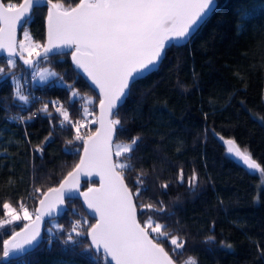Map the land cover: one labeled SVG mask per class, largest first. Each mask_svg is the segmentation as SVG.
Masks as SVG:
<instances>
[{
	"label": "trees",
	"instance_id": "trees-1",
	"mask_svg": "<svg viewBox=\"0 0 264 264\" xmlns=\"http://www.w3.org/2000/svg\"><path fill=\"white\" fill-rule=\"evenodd\" d=\"M51 1L68 9L80 2ZM34 9L20 32L27 27L43 45L48 8ZM165 55L160 68L133 82L115 112L123 130L114 144L140 138L125 154L133 167L124 171V181L133 192L141 187L135 203L164 208H138V221L151 217L185 241L174 253V246L160 238L177 264H186L189 256L198 264H264V0H217L189 41L172 42ZM7 57L0 56V219L4 203L15 210L22 203L34 213L42 193L72 170L84 146L74 139L72 124L79 120L80 134L92 135L100 101L66 53L37 59L58 73L39 83L19 55L11 57L12 67ZM17 73L27 102L16 97L10 76ZM45 104L47 113L40 111ZM61 107L72 124L63 121ZM227 139L247 149L261 169L250 173L239 166L228 153ZM193 173L197 179L190 187ZM96 184L93 179L82 183L83 188ZM66 207L63 216L45 221L43 241L25 255L3 258L2 250L3 241L28 221L0 228V264H109L89 247L87 236L71 233L79 243L65 242L72 223L94 222L77 198L67 199Z\"/></svg>",
	"mask_w": 264,
	"mask_h": 264
},
{
	"label": "snow or ice",
	"instance_id": "snow-or-ice-1",
	"mask_svg": "<svg viewBox=\"0 0 264 264\" xmlns=\"http://www.w3.org/2000/svg\"><path fill=\"white\" fill-rule=\"evenodd\" d=\"M40 2L23 0V3L9 2L7 5L0 2V50L6 51L9 57L19 55L23 64L32 68L35 64L33 57L47 59L54 49H73V64L100 90V128L95 135L84 138L79 132L81 122L78 120L72 124L68 111L62 107L57 109L63 121L76 129L74 139L83 140V156L60 181L59 187H49L42 193L44 198L40 199V207L34 213L22 203L19 212L9 203L3 204L7 219H0V228L20 219L32 220L33 215L35 219L3 241L2 257L23 255L28 249L38 247L41 243L40 221L56 213L66 197L72 199L73 193L79 192L84 204L94 213L95 223L88 224L87 220L72 223L66 243H79L71 233L76 237L87 236L91 240L89 247L97 252L102 250L103 256L110 257L113 264H174L160 238H166L174 246V253L184 247L185 241L165 231V226L151 217L144 223L138 221V208L158 211L164 208L162 205L159 209L153 204L137 205L135 200L141 194V187L133 192L125 184L124 171L133 167L131 157L125 154L134 151L140 138L133 137L123 146L116 144L113 147L114 135L123 130L114 110L129 94L130 83L152 70L170 42L186 39L199 26L214 0H80L71 10L47 0V43L33 42L25 31V38L17 48V27L28 22L32 8ZM7 63L9 67L14 64L11 59ZM3 72L4 69L0 68V73ZM56 76L58 73L47 68L38 69L33 74L34 79L38 77L41 81ZM68 88L72 96L78 95L71 84ZM18 98L28 101L27 96L19 93ZM47 110V104L40 109L45 113ZM84 112L87 113L88 109L85 108ZM68 143L71 144L72 140ZM225 143L230 146L228 151L234 152L249 169L260 170V165L247 149L242 151L231 139ZM93 173L99 176L100 186L81 192L78 187L80 175ZM196 179L193 173L189 179L190 187H195ZM137 183L142 185L143 181L138 179ZM84 225L87 228L82 231ZM56 227L57 231H64L61 226ZM186 264L198 262L189 256Z\"/></svg>",
	"mask_w": 264,
	"mask_h": 264
},
{
	"label": "water",
	"instance_id": "water-1",
	"mask_svg": "<svg viewBox=\"0 0 264 264\" xmlns=\"http://www.w3.org/2000/svg\"><path fill=\"white\" fill-rule=\"evenodd\" d=\"M0 2H3L2 0H0ZM52 2V1H51ZM216 2H217V0H214V3H213V5L211 6V9H210V11L207 13V15L204 17V19L200 22V24H199V26L197 27V28H195L192 32H191V34L186 38V39H184V40H180V41H176L175 43L177 44V43H179V44H181V45H184L186 42H188L189 41V39L196 33V31H197V29L200 27V26H202V24H204V22H205V20L207 19V17L211 14V13H213L214 12V8H215V6H216ZM20 3H23V1L22 2H20ZM53 3V2H52ZM79 4V3H78ZM6 5V4H5ZM40 5H42V6H46L47 8L49 7V5H48V2H47V0H41V2H40V4H38V5H35L33 8H32V10H31V13L35 10L34 8L36 7V6H40ZM77 6V5H76ZM75 6V7H76ZM75 7H72V8H75ZM72 8H70V9H67V10H71ZM31 13H30V15H31ZM47 15H48V10L46 11V21H45V29H46V32H45V42L43 43V44H46L47 43ZM25 24V23H24ZM24 24H22V26L21 25H18V27H17V31H16V41H17V43L19 42L18 41V34H19V32H20V28L21 27H23L24 26ZM172 42H170L166 47H168L170 44H171ZM174 43V42H173ZM72 50L73 49H71V48H61V49H54L51 53H49L48 54V56H50V55H53V54H55V55H58V54H64V53H66V54H68L69 56H70V59L72 60V58H71V53H72ZM165 50H166V48H165ZM165 50H164V54H163V56H162V58L160 59V61L152 68V70L150 71V72H146L143 76H138L134 81H136V80H139V79H144V77L145 76H147L148 74H152V73H154V71H156L158 68H160V66H161V64H162V62H163V60H164V57L166 56L165 55ZM39 51H41V53L43 52V48H41ZM8 56V53L6 52V51H3V50H0V56ZM13 57H15V56H13ZM38 58H43V57H33V59L35 60V64L37 63V59ZM23 62V61H22ZM72 64H73V62H72ZM73 66L75 67V65L73 64ZM24 67L27 69V68H29L28 66H26V65H24ZM76 68V67H75ZM76 70H78L79 72V74H81L82 76H83V78L87 81V83H88V85H89V87L91 88V89H93V90H95L96 92V94L98 95V97H99V100H100V90H99V88H97L96 87V85L95 84H93L92 83V81L86 76V74H84L83 72H82V70H80V69H77L76 68ZM133 81V82H134ZM133 82H131L130 83V87H131V85L133 84ZM129 87V91H130V88ZM127 97V96H126ZM126 99H124L123 100V103H124V101H125ZM122 103V104H123ZM96 111H97V113H96V124H95V129H94V133L92 134V135H95V133H96V130L97 129H99L100 128V116H101V109H100V101H99V103H97V107H96ZM114 112H116V109L114 110ZM89 136V135H88ZM87 136V137H88ZM86 137V138H87ZM114 138H115V135H114V137H113V141H114ZM228 140V139H227ZM113 144H114V142H113ZM226 144V147H228V149H229V145L227 144V143H225ZM83 148H84V146H82V149H81V156H83ZM227 149V150H228ZM243 151V150H242ZM228 153L230 154V156L231 157H233V160L236 162V163H238L239 164V166H241V167H245L246 168V170H248V171H250V173H252V172H254L256 169H249L248 168V166L242 161V160H240L236 155H235V153L234 152H229L228 151ZM81 156H79V160H80V157ZM79 160H78V162H77V164L79 163ZM254 160V159H253ZM255 161V160H254ZM256 162V161H255ZM257 163V162H256ZM258 164V163H257ZM260 169H261V166H260ZM71 171V170H70ZM257 171V170H256ZM67 176V174L65 175V177ZM89 179H93L94 181H97V184H96V186H89V187H99L100 186V178H99V176H97V175H95L94 173L92 174V175H84V174H81L80 175V177H79V183H78V187H79V190L81 191V192H84V191H87V189L89 188V187H86V188H83V185H82V183L83 182H85L86 180H89ZM61 181V180H60ZM60 183V182H59ZM59 183L56 185V186H54V187H59ZM126 185H127V183H125ZM128 186V185H127ZM130 189V188H129ZM47 190H45L44 192H46ZM44 197H43V195L40 197V199H43ZM78 199L80 202H81V204H82V206H84V211L89 215V217H92V218H94V213H92L88 208H87V206L84 204V202H83V197H81L80 195H79V192H76V193H73V196H72V199ZM40 199L37 201V203H36V207H35V209L36 208H39L40 207V203H39V201H40ZM67 199H69L68 197H66L65 198V201H64V204L62 205V206H60V208H59V210L56 212V213H54L52 216H45L44 217V219L42 220V221H40V232H41V237H40V239H41V242L43 241L42 239H43V232H44V226H45V221H47V220H50V219H56L57 217H60V216H63V214H64V212H65V210L67 209V207H66V200ZM35 212V211H34ZM137 217H138V214H137ZM35 219V215L33 216V218H32V220H34ZM32 220H29L28 222H26L25 224H24V226L26 225V224H31L32 223ZM93 223H95V218H94V222ZM92 223V224H93ZM24 226L22 227V228H19L18 230H16V231H21L23 228H24ZM14 234V233H13ZM12 234V235H13ZM11 234L6 238V239H10L11 238V236H12ZM89 242H90V244H91V240H89ZM36 249V248H35ZM33 251V249H28L27 250V253L29 252V251ZM97 251V250H96ZM100 252H102V250L100 251ZM103 254V253H102ZM17 255H19V254H16V255H11L12 256V258H14L15 256H17ZM23 255H25V254H23ZM170 258H172V256L170 255ZM108 260V263L109 264H113V262H111V259H110V257H108L107 258ZM174 261V260H173ZM174 264H177L175 261H174Z\"/></svg>",
	"mask_w": 264,
	"mask_h": 264
},
{
	"label": "rangeland",
	"instance_id": "rangeland-1",
	"mask_svg": "<svg viewBox=\"0 0 264 264\" xmlns=\"http://www.w3.org/2000/svg\"><path fill=\"white\" fill-rule=\"evenodd\" d=\"M64 9H68V8H65L64 7ZM25 31L28 33V35L31 37V35H30V31L27 29V27H25V29H23L21 32H20V37L18 38V41L20 42V41H23L24 40V33H25ZM32 39V38H31ZM32 41L33 42H35L33 39H32ZM19 42L17 43V48L19 47ZM25 55H26V53H25ZM9 59H11L12 61H13V58H9V57H7L6 58V63L8 62V60ZM42 68H47V67H45V66H42V65H39V64H36V65H34L33 66V70L32 71H30L31 72V74H30V76H31V78H33V74H34V72L36 71V70H38V69H42ZM47 69H49V71H52V72H56V71H54L52 68H50V67H48ZM20 74L21 73H17V74H13V75H11L10 76V79H11V81L15 84V86H14V90H15V92H16V94H17V96L16 97H18V93L19 94H22V95H24L25 96V93H23L22 92V90H21V85L23 84L22 82H21V77H20ZM49 78H51V77H48L46 80H44L45 82L46 81H48L49 80ZM33 80L35 81V82H37V83H39V82H43V81H41L38 77L37 78H33ZM126 143H128V142H126ZM126 143H123V142H116L115 144H114V148H115V145L116 144H120L121 146H123L124 144H126ZM25 207V206H24ZM26 208V207H25ZM17 212H19V210H16ZM28 211L31 213V210L30 209H28ZM20 215H21V217L23 216V214L22 213H19ZM32 218H33V216H32ZM3 219H7V217H4ZM21 221H24V219H20ZM25 221H29V220H25Z\"/></svg>",
	"mask_w": 264,
	"mask_h": 264
}]
</instances>
